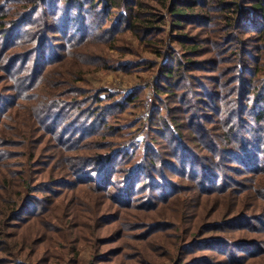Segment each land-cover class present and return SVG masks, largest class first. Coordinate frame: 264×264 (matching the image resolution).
Returning a JSON list of instances; mask_svg holds the SVG:
<instances>
[{
    "label": "trees",
    "instance_id": "obj_1",
    "mask_svg": "<svg viewBox=\"0 0 264 264\" xmlns=\"http://www.w3.org/2000/svg\"><path fill=\"white\" fill-rule=\"evenodd\" d=\"M161 260L264 264V0H0V264Z\"/></svg>",
    "mask_w": 264,
    "mask_h": 264
},
{
    "label": "rangeland",
    "instance_id": "obj_2",
    "mask_svg": "<svg viewBox=\"0 0 264 264\" xmlns=\"http://www.w3.org/2000/svg\"><path fill=\"white\" fill-rule=\"evenodd\" d=\"M92 25V23H91ZM135 41V40H134ZM131 41H128L130 43ZM134 46L138 43L133 42ZM103 54H105L107 60L106 64L109 65V67H98L99 65L93 64L90 67L87 66L88 63H86V68L89 69L86 71L83 75V80L79 82V84L85 85L86 87H89L90 91L95 92L96 90H102V96L104 97L105 101L104 104H110L113 101L120 100L124 95H126L131 89L138 88V87H145L146 86V92H148V95H152L153 91L151 86V79L153 77V70L152 69H146L143 67V69L139 68L133 71H124L122 67H120V64L122 62H125L130 59L135 58H151L152 55H143L142 57L134 56V54H126L122 55L118 53L115 50H107L105 49L103 51ZM149 111V104H145L144 106H135L130 105L121 117V121L123 124V132L127 134V138H133L136 133H138L144 125V121L146 116L148 115ZM143 134V133H142ZM140 134V136L142 135ZM132 231H129V233ZM255 236V235H253ZM251 234H247L248 238H254ZM262 235H259L257 238H260ZM131 244V243H130ZM120 246V244H118ZM85 253L83 255V259L86 260L89 258L90 250L89 248H86ZM126 253H130V249L125 250ZM83 264H87V263ZM257 262V261H255ZM260 262V261H258ZM256 264H260V263ZM118 264V263H116ZM160 264H171L169 261H162Z\"/></svg>",
    "mask_w": 264,
    "mask_h": 264
}]
</instances>
